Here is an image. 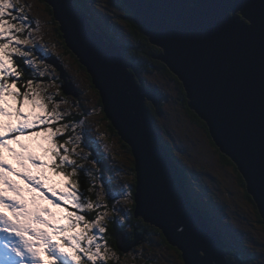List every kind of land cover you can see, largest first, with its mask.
Listing matches in <instances>:
<instances>
[{
	"label": "snow or ice",
	"instance_id": "1",
	"mask_svg": "<svg viewBox=\"0 0 264 264\" xmlns=\"http://www.w3.org/2000/svg\"><path fill=\"white\" fill-rule=\"evenodd\" d=\"M223 7L237 33L227 46L206 19L197 24L177 17L165 27L196 71L195 90L206 95L210 110L241 148L257 154L264 182V0ZM28 11L22 0H0V264H108L117 259L104 239L109 225L113 236L131 227L117 205L105 200L114 192L132 204L131 192L122 187L96 192L93 184L86 190L93 200L75 179L78 172L92 179L93 172L73 157L90 161L97 172L100 161L77 151L88 130L69 119V109L79 105L61 96L56 69L34 55L40 21L30 20ZM248 62L258 63V94L249 84ZM45 76L50 83L40 79ZM62 104L68 107L62 110ZM49 174L64 178L63 189L49 183ZM143 259L147 264L150 257Z\"/></svg>",
	"mask_w": 264,
	"mask_h": 264
},
{
	"label": "water",
	"instance_id": "2",
	"mask_svg": "<svg viewBox=\"0 0 264 264\" xmlns=\"http://www.w3.org/2000/svg\"><path fill=\"white\" fill-rule=\"evenodd\" d=\"M44 1L59 22L66 46L86 69L92 85L98 90L106 118L132 152L136 217L159 228L167 241L180 250L185 264H230L226 255L227 241L194 203L187 177L149 115L146 100L155 107L158 102L156 92L136 79L132 71L136 65L124 57L122 46L110 34L95 28L89 14L77 7L74 0ZM121 1L131 9L134 20L142 26L150 42L161 48L157 58L182 82L189 108L206 123L220 152L235 164L264 223V182L258 178L257 154L241 148L226 125L210 110L206 95L195 90L199 85L196 71L165 27L166 21L177 17L197 24L206 19L218 39L227 46L237 38V33L228 21L231 13L225 12L223 6L237 0ZM255 2L258 4L260 0ZM60 70L64 71L63 66ZM246 71L250 86L258 94V63H246ZM66 77L67 73L61 75L66 85L72 86ZM65 87L64 92L68 93ZM121 237L117 235V246L125 251L128 247L123 245L125 240Z\"/></svg>",
	"mask_w": 264,
	"mask_h": 264
},
{
	"label": "rangeland",
	"instance_id": "3",
	"mask_svg": "<svg viewBox=\"0 0 264 264\" xmlns=\"http://www.w3.org/2000/svg\"><path fill=\"white\" fill-rule=\"evenodd\" d=\"M74 1L77 4L81 3L89 10L92 17L102 21L104 27L108 26L109 31L117 37V41L123 40L130 44L132 37L128 34L127 25L119 21L116 15L122 11L117 0ZM22 2L30 6V11H28L30 20L40 21L38 43L34 49V55L42 56L45 62L56 69V74L59 76L56 82L62 85L61 96L79 105L78 108L69 109L71 112L69 119L75 117L76 120L83 122V128L88 130V139H82L77 151L83 149L84 153L100 161L98 167L101 171L97 172L92 168L90 161L73 157L78 165L85 164L93 172L92 179L83 177L78 172L77 177L87 182L86 188L82 190L93 200L95 195L86 191L93 184H95L96 192L100 191L101 187H104L105 191L109 187L117 190L122 187L125 193L130 191L132 204L125 203L124 197L115 195L114 192L108 193V197L114 196V199L106 197L105 200L108 204H116L128 219V216L132 215L133 190L136 180L132 152L117 132L110 127L109 120L99 102L98 90L92 85L86 69L81 67L76 56L66 46L63 36L60 37L58 34L59 22L50 12L49 4L44 0H22ZM116 21L119 26L115 25ZM32 26L36 27L35 24ZM97 27L100 28L99 25ZM62 66L63 72L60 70ZM129 68L132 70L131 67ZM48 71L51 72V69ZM132 71L136 79L162 92L161 105L157 103L154 107L151 101L146 100L147 105L159 111L154 119L155 128L164 143L169 145L182 169L185 170L187 183L194 200H198L202 207L208 210L214 226L229 243L226 252L228 254L230 252V258H233L237 264H264V260H261V253L264 252V223L258 216L255 204L246 196V189L240 183L236 166L223 162L221 152L212 143L206 130L200 122L193 119L190 113L192 109L188 110L181 102L182 100L180 101L174 83L167 78L163 79L158 73L153 74L144 70L137 72L136 68ZM65 73H67V81L70 80L68 83L72 86L66 85L64 79L61 78V75L65 76ZM45 77L46 79L42 80L43 83H50L48 76ZM64 85L68 93L64 92ZM55 91L56 89L49 88V92ZM158 97L160 98L159 95ZM57 99L60 97L58 96ZM66 107L68 106L61 105L62 110ZM77 131L80 132L82 129L78 127ZM64 139H67V136L61 138L59 142L63 143ZM69 147L72 146L69 145ZM36 151L39 153V149ZM49 175L51 177L49 183H53L58 190L63 189L64 178ZM96 177L99 178L96 179ZM128 185L131 186L130 189ZM133 222L135 223L127 221L131 231L124 229L120 234L125 240L123 245L128 247L127 250L122 251L121 254L112 248L117 253V259L113 261L117 264H146L143 257H150L147 264H182L176 252L169 249L162 241L161 234L152 231L147 236L139 229L134 238L127 240L125 236L131 235L134 224H138L141 228L139 222ZM109 227L105 236L109 235ZM132 252L138 253L132 256ZM228 254H226L227 258Z\"/></svg>",
	"mask_w": 264,
	"mask_h": 264
},
{
	"label": "trees",
	"instance_id": "4",
	"mask_svg": "<svg viewBox=\"0 0 264 264\" xmlns=\"http://www.w3.org/2000/svg\"><path fill=\"white\" fill-rule=\"evenodd\" d=\"M79 1H83V0H79ZM119 2V5L120 7L122 8V11L121 13H116L119 21H123L126 25H127V30H128V34L132 37L131 40H130V44L129 43H126L125 41H117V37L115 35H113L109 30V28L107 27H104V23L100 20H97L96 18L92 17V13L87 10L86 8H84L81 3L77 4L75 1L74 3H76V6L77 7H80L81 9L85 10L91 17H92V21L93 23H98L99 26L101 27V31L103 30L104 32H107V33H104V34H110L113 38V40L116 42V43H119L122 47H121V52L122 54L124 55L125 58H127L128 60L132 61L135 63L136 65V71L139 72L140 70H144V71H147V72H150V73H153V74H161L163 79H169V81H171L172 83H174V87L175 89L177 90V92L179 93V99L181 102H183V104L185 105V107L190 110L189 106H188V98H187V95H186V91L183 87V84L182 82L179 80V78L168 68V66L166 64H164L161 60H159L157 58V55H159L161 53V48L158 47L157 45H154L153 43L150 42L149 40V37L146 36L143 32V28L141 25L137 24L136 21L134 20V15H133V12L131 11L130 8H128L121 0H117ZM50 12L52 13V9L50 6H48ZM118 21H116L115 25L116 26H119L117 24ZM103 26V27H102ZM130 26V27H129ZM97 29L99 30V28L97 27ZM58 34L60 35V37L62 36V34L60 33V31H58ZM81 67H83L81 65ZM84 68V67H83ZM28 78V74H26L25 76V79ZM41 80H44L46 79V77H43V78H40ZM170 82V83H171ZM150 87L151 89H153V87L151 86H148ZM21 90L23 91V88H21ZM156 93H158V95L160 96V100L158 102L159 105H161V101H162V92H159L160 90L159 89H156L154 88L153 89ZM100 104H101V100L99 101ZM147 104V103H146ZM148 109H149V115L151 117V119L154 121L155 119V116L157 115V112L158 109L157 108H153L151 105L149 106V104L147 105ZM193 119L200 122V124L203 126V128L206 130V132L208 133L209 137H210V134L208 132V128H207V125L206 123L197 115V113L195 111H191L190 112ZM201 121H203V123H201ZM110 124V122H109ZM110 127L112 128V130L115 131V129L112 127V125L110 124ZM211 139V137H210ZM212 140V139H211ZM212 143L214 144V142L212 141ZM168 146V149L170 151V153L172 154V151ZM130 149V148H129ZM219 150V149H218ZM220 151V150H219ZM172 156L174 157V155L172 154ZM221 157H222V160L225 164H234L230 158H228L226 155H224L222 152H221ZM175 159V157H174ZM176 160V159H175ZM177 161V160H176ZM178 162V161H177ZM179 163V162H178ZM235 165V164H234ZM181 167V165H180ZM237 169V168H236ZM181 170L183 172V174L186 176V172L184 169H182L181 167ZM238 171V170H237ZM239 172V171H238ZM239 179H240V183L243 187H245L246 189V186H245V182H244V179L243 177L241 176V174L239 173L238 175ZM75 179H77L80 184H81V188H86L87 186V182L84 180V179H81L79 177H75ZM136 181V180H135ZM135 186V185H134ZM134 191L135 189L133 190V195H134ZM246 196L249 198V200L251 202H253L255 204V202L253 201L252 197L248 194L247 190H246ZM194 203L201 208L202 212L204 213V215L206 216V218L209 220V222L212 224V226L214 227V229H217L216 226H214L213 224V220H212V216L211 214L208 212V210L204 209L202 207V205L199 203L198 200H194ZM134 206L135 204L133 205V208H132V215L128 216V219L127 221L129 220V222L131 223H135L133 221H136L137 223L139 222V224L141 225V228L139 227L140 230H144L145 228H149L156 232V234H161V237L164 241H166L167 239L165 238V236L163 235L162 231L157 228L156 226L154 225H151L147 222L144 221V219L140 216L136 217L135 213H134ZM256 206V205H255ZM257 208V207H256ZM258 212V210H257ZM94 215V213H88V218H91V216ZM258 216L260 217L259 215V212H258ZM260 220L262 221L261 217H260ZM138 224H134L133 226H135ZM147 225V226H146ZM109 235L108 236H105V240L108 242V244L114 248L115 250L117 251H122L118 248L117 246V236H113V232H112V226L109 225ZM156 230V231H155ZM135 229L133 227V232H131V235L125 237L127 240H131L132 238L135 237ZM225 239V238H224ZM167 242V241H166ZM228 243V242H227ZM228 246H229V243H228ZM228 252H229V249H227ZM122 254V253H121ZM232 254V253H231ZM228 259L230 261V264H237L236 261L233 260V258H230V252L228 254ZM239 261V259L237 260ZM108 264H117L115 261L113 260H110L108 262Z\"/></svg>",
	"mask_w": 264,
	"mask_h": 264
},
{
	"label": "flooded vegetation",
	"instance_id": "5",
	"mask_svg": "<svg viewBox=\"0 0 264 264\" xmlns=\"http://www.w3.org/2000/svg\"><path fill=\"white\" fill-rule=\"evenodd\" d=\"M133 227H134V229H135L136 232L139 231V226L135 225V226H133ZM137 229H138V230H137ZM142 231L145 232V235H147V236L150 234V232H152V230L150 229V227H149V228H145V229L142 230ZM155 231H156V230H155ZM135 234H136V233H135ZM125 237H126V236H125ZM162 241L168 246L169 249H173V250L176 252V254H177L179 260L181 261V263H182V264H185V262H184V260H183V257H182V254H181V252H180V250H179L177 247L172 246L167 240H166L167 242L164 241L163 239H162ZM119 253H122V251H120Z\"/></svg>",
	"mask_w": 264,
	"mask_h": 264
},
{
	"label": "bare ground",
	"instance_id": "6",
	"mask_svg": "<svg viewBox=\"0 0 264 264\" xmlns=\"http://www.w3.org/2000/svg\"><path fill=\"white\" fill-rule=\"evenodd\" d=\"M57 21V20H56ZM91 21H92V18H91ZM92 25L95 27V28H97V25H98V23H93V21H92ZM99 30L101 31V29L99 28ZM103 32V31H102ZM70 81V80H69ZM76 90V89H75ZM78 94V93H77ZM157 94V100H158V102H159V97H158V93H156ZM157 102V103H158ZM209 142V141H208ZM134 159V158H133ZM147 226V225H146ZM142 240V239H141ZM134 250V249H133ZM138 253V252H137Z\"/></svg>",
	"mask_w": 264,
	"mask_h": 264
},
{
	"label": "clouds",
	"instance_id": "7",
	"mask_svg": "<svg viewBox=\"0 0 264 264\" xmlns=\"http://www.w3.org/2000/svg\"><path fill=\"white\" fill-rule=\"evenodd\" d=\"M90 16V15H89ZM91 17V16H90ZM119 44V43H118Z\"/></svg>",
	"mask_w": 264,
	"mask_h": 264
}]
</instances>
